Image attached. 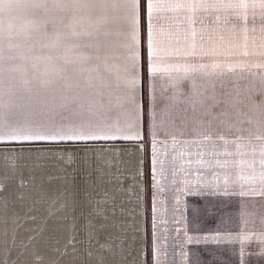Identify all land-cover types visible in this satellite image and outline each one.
<instances>
[{"label": "crops", "instance_id": "1", "mask_svg": "<svg viewBox=\"0 0 264 264\" xmlns=\"http://www.w3.org/2000/svg\"><path fill=\"white\" fill-rule=\"evenodd\" d=\"M145 2L134 110L121 97L97 139L36 140L21 137L77 129L35 114L64 113L87 80L107 72L132 87L127 13L118 0H0V264H264V250L249 262L248 249L264 177L249 215L247 161L233 167V143L245 149L248 135L166 137L153 115L179 86L215 96L214 112L233 120L231 41H264V0H151L155 75L143 71Z\"/></svg>", "mask_w": 264, "mask_h": 264}, {"label": "snow or ice", "instance_id": "2", "mask_svg": "<svg viewBox=\"0 0 264 264\" xmlns=\"http://www.w3.org/2000/svg\"><path fill=\"white\" fill-rule=\"evenodd\" d=\"M118 3L127 13L125 19L130 27L131 43L127 45L130 51V61L126 63L124 71L132 78V87L128 91H125L120 87L118 82H114L111 79L107 72H103L95 78V81L89 79L81 86L82 90L86 92L85 98L77 97L67 103L61 104V108L64 109L66 115L60 112L54 113L51 116H48L47 113L43 112L35 114L52 121H55L56 117H59L61 121L77 122L78 126L75 131L70 130L68 134H63L60 129H57L48 135L40 134V132L37 131L35 135L22 136V139H97L100 138L97 129H101L102 126H107L108 122L111 120V115L120 104L121 97L126 100L127 106L130 109H133L137 57L135 51L136 25L138 23V10L141 7V0H118ZM3 7L5 9L9 8L10 4L4 3ZM143 8L145 13L146 40L143 71L145 74L155 75L159 71L155 64L157 55L153 50L151 34L148 30V17H150L153 8L151 0H146L143 4ZM173 87L175 90L171 95H163L164 103L159 109V112L156 113L154 111L153 113L154 116L158 115L160 118L161 127L158 130L159 134L166 137L169 135L174 136L175 133L172 131L174 128L182 129L183 134L202 135L205 140H209L212 137L224 140L225 135L235 134L234 132H231V129L235 127V121L231 119L229 111L225 109L220 112H214V109L220 104V101L217 100L215 96L205 97L202 92L198 91L181 93L179 86ZM167 91L168 89L163 90L164 93H167ZM260 92L261 95L264 96V82L261 84ZM208 100H211L212 103H207ZM175 104L184 105L183 108L179 109L177 115L173 114ZM259 107L261 110L260 123L262 127H264V103H261ZM240 115V113H236L237 117ZM240 123H244V121H240ZM79 125L87 127L89 131L85 132L81 130ZM110 130L111 129L109 128L108 131ZM237 131H247V129H237ZM249 134L251 135V133ZM103 138L108 139L110 137L105 134ZM258 138L264 140V135H261ZM262 163H264V161H262ZM260 195H264V191H261Z\"/></svg>", "mask_w": 264, "mask_h": 264}, {"label": "rangeland", "instance_id": "3", "mask_svg": "<svg viewBox=\"0 0 264 264\" xmlns=\"http://www.w3.org/2000/svg\"><path fill=\"white\" fill-rule=\"evenodd\" d=\"M231 52L232 110L233 121H235L233 132L235 133L237 129H247V131H237L238 135L235 133L233 139L244 138V135L249 137L248 143H245L247 158L243 157L244 144L242 142L233 143V167H238L241 162L243 164L247 161L248 213L250 215L255 212L257 206L253 205L257 202L255 196H251V194H256L257 190L250 189L256 187L258 171L264 177V163H262L264 158L260 157L264 150V141L251 142L255 137L264 135V127L260 123L261 110L259 107L261 103H264V96L260 92L261 84L264 82V41H231ZM236 113L241 115L237 117ZM240 121H244V123H240ZM240 153L242 154L241 159ZM261 199L262 197L260 202L258 201V205H263ZM260 224L248 222L249 262L254 261L257 256L263 255L264 236L262 231L264 233V223L263 227Z\"/></svg>", "mask_w": 264, "mask_h": 264}]
</instances>
